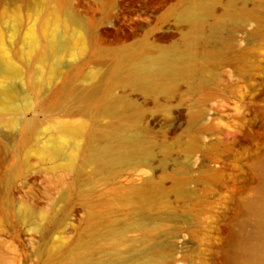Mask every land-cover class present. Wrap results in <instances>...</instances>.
<instances>
[{
    "label": "rangeland",
    "instance_id": "374dc122",
    "mask_svg": "<svg viewBox=\"0 0 264 264\" xmlns=\"http://www.w3.org/2000/svg\"><path fill=\"white\" fill-rule=\"evenodd\" d=\"M253 203L264 0H0V264H237Z\"/></svg>",
    "mask_w": 264,
    "mask_h": 264
},
{
    "label": "bare ground",
    "instance_id": "6f19581e",
    "mask_svg": "<svg viewBox=\"0 0 264 264\" xmlns=\"http://www.w3.org/2000/svg\"><path fill=\"white\" fill-rule=\"evenodd\" d=\"M195 60V55L182 62L162 59L147 64L145 68L148 74L168 77L192 71L196 66ZM251 210L258 218V227L256 232L245 235L236 245L234 258L237 264H264V204L253 203Z\"/></svg>",
    "mask_w": 264,
    "mask_h": 264
}]
</instances>
